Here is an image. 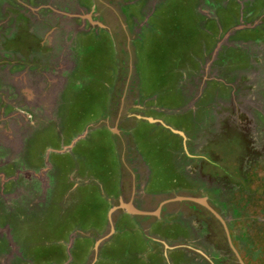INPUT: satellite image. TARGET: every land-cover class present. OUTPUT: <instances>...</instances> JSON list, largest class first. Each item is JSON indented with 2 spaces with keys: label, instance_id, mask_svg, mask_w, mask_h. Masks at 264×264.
Returning a JSON list of instances; mask_svg holds the SVG:
<instances>
[{
  "label": "rangeland",
  "instance_id": "rangeland-1",
  "mask_svg": "<svg viewBox=\"0 0 264 264\" xmlns=\"http://www.w3.org/2000/svg\"><path fill=\"white\" fill-rule=\"evenodd\" d=\"M0 145V264H264V0H0Z\"/></svg>",
  "mask_w": 264,
  "mask_h": 264
},
{
  "label": "flooded vegetation",
  "instance_id": "flooded-vegetation-1",
  "mask_svg": "<svg viewBox=\"0 0 264 264\" xmlns=\"http://www.w3.org/2000/svg\"><path fill=\"white\" fill-rule=\"evenodd\" d=\"M32 78V77H31ZM132 96H134V95H132ZM222 102H227V101H222ZM182 141H183V145L185 146V144H184V139H183V137H182ZM186 141V140H185ZM1 146V145H0ZM186 147V146H185ZM196 159H200V158H196ZM209 165H213L211 162H209L208 163ZM215 165V167L214 168H216V169H219V168H217V165L216 164H214ZM222 169V168H221ZM6 172H9V168L7 167V171ZM7 188V187H6ZM7 190V189H6Z\"/></svg>",
  "mask_w": 264,
  "mask_h": 264
},
{
  "label": "crops",
  "instance_id": "crops-1",
  "mask_svg": "<svg viewBox=\"0 0 264 264\" xmlns=\"http://www.w3.org/2000/svg\"><path fill=\"white\" fill-rule=\"evenodd\" d=\"M177 134L182 136V134L179 133V132H177ZM159 208H161V207H159ZM153 234H154V235H161V233H157L155 230L153 231Z\"/></svg>",
  "mask_w": 264,
  "mask_h": 264
}]
</instances>
